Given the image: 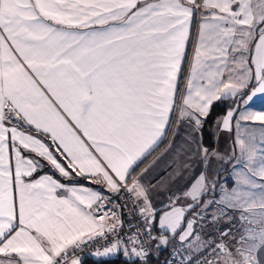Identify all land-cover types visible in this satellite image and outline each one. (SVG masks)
I'll use <instances>...</instances> for the list:
<instances>
[{
	"label": "snow or ice",
	"instance_id": "obj_1",
	"mask_svg": "<svg viewBox=\"0 0 264 264\" xmlns=\"http://www.w3.org/2000/svg\"><path fill=\"white\" fill-rule=\"evenodd\" d=\"M258 97L264 0H0V264H264Z\"/></svg>",
	"mask_w": 264,
	"mask_h": 264
},
{
	"label": "crops",
	"instance_id": "obj_2",
	"mask_svg": "<svg viewBox=\"0 0 264 264\" xmlns=\"http://www.w3.org/2000/svg\"><path fill=\"white\" fill-rule=\"evenodd\" d=\"M228 102L231 103V101H228ZM249 107H250L251 110L256 111V112L264 111V97H258V98H256L255 99V103H251L249 105ZM220 116H222V115H220ZM246 123H248L249 125H251L252 122H246ZM258 124H259V122H255V125L256 126H258ZM214 130L215 129H214L213 123H212L211 133ZM257 135H259L258 130H257ZM229 143H230V141L228 140V138L225 137V136H223V135H221L220 138H219V142H218V144L216 146H218L219 149L222 152H226L227 149H228V147H229ZM162 147H163V145H162ZM149 159L151 160L152 157H149ZM220 167H224L226 169L225 171H222L220 173V177H219L220 181L223 182L227 178L228 181H229L228 186L231 187L232 186L231 180H232V177L235 176V173L233 172V173L230 174V168H231V166H221V165H218L216 163L213 164V170H217ZM163 168H164V165H160V167L157 168L155 171H151L150 173L146 174L145 182L147 183L148 181H151L152 183H156V181L160 179V175H161V173L163 171ZM165 179H167V177H165ZM188 179H191V177H188L186 180L180 181L179 186L182 188L184 186V184L187 183V180ZM175 190H176L175 187H173V191H175ZM153 202L156 205H160L161 203L165 202L164 201V197L161 196L160 194L156 193V192H153ZM236 222H237V224H239V220H237ZM228 226H229L228 223L226 221H223L217 227L218 228H222V227H228ZM205 231L206 232L212 231V229H205ZM215 234L218 235V232L215 233ZM170 252H171V246H169L168 250H161V252L159 254L154 253V255L157 256V257H161V256L164 257L166 254H168ZM116 255L117 254L110 255L108 257H99V258L97 257V258L98 259H101V258H109V257H113V256H116Z\"/></svg>",
	"mask_w": 264,
	"mask_h": 264
},
{
	"label": "trees",
	"instance_id": "obj_3",
	"mask_svg": "<svg viewBox=\"0 0 264 264\" xmlns=\"http://www.w3.org/2000/svg\"><path fill=\"white\" fill-rule=\"evenodd\" d=\"M228 104H230V102L228 101H223V102L217 101L214 104L212 115L209 118V123L205 125V141L209 145L213 144V140L211 137L212 123L217 117L224 114V110H226ZM160 258H162V256ZM81 260H82V264H124V257L122 254H117L116 256L109 258L98 259L97 257H92V258H81Z\"/></svg>",
	"mask_w": 264,
	"mask_h": 264
},
{
	"label": "built area",
	"instance_id": "obj_4",
	"mask_svg": "<svg viewBox=\"0 0 264 264\" xmlns=\"http://www.w3.org/2000/svg\"><path fill=\"white\" fill-rule=\"evenodd\" d=\"M120 204L121 205H124V204H128L129 207L125 208L124 211H123V219L125 221H128L129 218H130V208H131V204L129 201L127 200H121L120 201ZM134 219V217H132ZM127 227L125 228V231H127ZM95 251V248H87L85 249L82 253H79L80 257L81 258H92V257H96L95 255H93L92 253ZM172 253H168L166 254L164 257L160 258V257H157L153 254V258L151 260V264H163V261L166 260V259H169L171 257Z\"/></svg>",
	"mask_w": 264,
	"mask_h": 264
},
{
	"label": "rangeland",
	"instance_id": "obj_5",
	"mask_svg": "<svg viewBox=\"0 0 264 264\" xmlns=\"http://www.w3.org/2000/svg\"><path fill=\"white\" fill-rule=\"evenodd\" d=\"M226 178V177H225Z\"/></svg>",
	"mask_w": 264,
	"mask_h": 264
}]
</instances>
